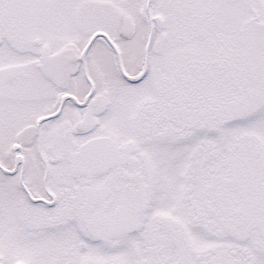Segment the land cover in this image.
I'll return each instance as SVG.
<instances>
[{"label": "snow or ice", "instance_id": "snow-or-ice-1", "mask_svg": "<svg viewBox=\"0 0 264 264\" xmlns=\"http://www.w3.org/2000/svg\"><path fill=\"white\" fill-rule=\"evenodd\" d=\"M0 264H264V0H0Z\"/></svg>", "mask_w": 264, "mask_h": 264}]
</instances>
